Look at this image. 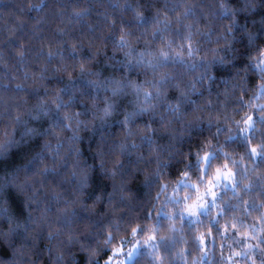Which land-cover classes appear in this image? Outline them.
Wrapping results in <instances>:
<instances>
[{"label": "clouds", "instance_id": "1", "mask_svg": "<svg viewBox=\"0 0 264 264\" xmlns=\"http://www.w3.org/2000/svg\"><path fill=\"white\" fill-rule=\"evenodd\" d=\"M0 264H264V0H0Z\"/></svg>", "mask_w": 264, "mask_h": 264}]
</instances>
